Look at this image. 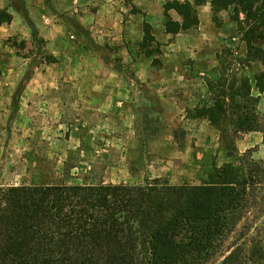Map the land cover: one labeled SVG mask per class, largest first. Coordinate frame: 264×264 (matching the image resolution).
Masks as SVG:
<instances>
[{
	"label": "trees",
	"instance_id": "1",
	"mask_svg": "<svg viewBox=\"0 0 264 264\" xmlns=\"http://www.w3.org/2000/svg\"><path fill=\"white\" fill-rule=\"evenodd\" d=\"M206 2L168 3L166 16L175 10L183 22L169 18L166 32L199 27L197 7ZM211 4L215 20L221 11L242 9L245 20L237 10L233 20L238 33L245 32L246 60L264 63V49L254 44L264 39V0ZM10 20L0 12V23ZM147 42H156L148 25ZM223 53L219 63L224 67L225 56L234 57L228 65L236 76L208 83L211 98L189 112L218 130L233 162L214 167L200 185L154 179L0 186V264H264V162L252 150L240 154L236 145L243 134L264 139V114L251 79L237 76L240 59L230 49ZM254 80L263 93L264 71Z\"/></svg>",
	"mask_w": 264,
	"mask_h": 264
},
{
	"label": "crops",
	"instance_id": "2",
	"mask_svg": "<svg viewBox=\"0 0 264 264\" xmlns=\"http://www.w3.org/2000/svg\"><path fill=\"white\" fill-rule=\"evenodd\" d=\"M173 2L195 4V0H0V12L11 18L9 22L0 23V75L5 83L15 85L25 73L24 66L33 62L36 64L34 78H65L87 87L67 91L29 87L24 95L48 96L46 102L53 108L58 106L56 97L64 92H68L70 97L81 94L89 104L110 105L120 111L123 125H128L135 118L137 97L125 84L115 65L105 63L102 56L89 47L84 32L90 30L96 45L106 51L116 49L120 62L134 72L138 82L145 84L148 95L144 94V97L152 108L172 113L176 105L183 108V102L170 88L159 87L153 58L139 52V45L145 38L144 26H150L156 42L162 45L165 66L183 62L185 57L188 63L192 60L191 64L203 75L218 69V54L224 43L236 40L238 29L237 23L230 20L226 11L220 14L222 24L215 26L212 0H207L197 7L199 27L178 35L168 34L166 23L169 18L183 22L175 10H170L169 17L166 16L165 6ZM179 53L182 58L177 57ZM247 69L253 85L252 94L260 98L258 109L264 113V92L256 88L254 80L257 74L264 71V63H253ZM161 78L164 83L172 77L163 74ZM197 89L190 104H184L185 112L193 111L206 102V87ZM155 100L159 103L156 104ZM184 119L188 125L194 126L185 135L186 152L180 151L174 130L169 125L149 141L154 157L168 164L166 170H170L168 166L177 169L185 164L186 168H182L185 176L205 180L214 167L233 162L218 141L216 146L211 140L209 147L200 148L202 138L197 127L205 125L211 128L207 120ZM252 137L259 139V144L264 146L262 134H243V138L237 140L240 153L252 147ZM207 139L205 137L203 143Z\"/></svg>",
	"mask_w": 264,
	"mask_h": 264
},
{
	"label": "rangeland",
	"instance_id": "3",
	"mask_svg": "<svg viewBox=\"0 0 264 264\" xmlns=\"http://www.w3.org/2000/svg\"><path fill=\"white\" fill-rule=\"evenodd\" d=\"M236 10L240 12V20H245L242 9L236 7L225 10L230 20L235 22L233 18ZM221 12L217 14L216 20L213 17L217 27L222 24ZM247 29L246 27L245 30ZM91 33L90 30L84 32L89 47L101 55L105 63L112 62L115 65L125 84L137 97L135 118L130 124L123 125V114L120 111L110 105L106 107L89 104L85 101L86 97L81 94L70 97L68 92H64L56 97L58 106L53 108H50L46 102L48 96L24 95L25 89L29 87L66 91L87 87L86 84L70 82L65 78L61 80L53 77L48 79L46 76L34 78L36 64L33 62L24 66L25 73L15 85L5 83L0 75V186L63 182L82 185L85 182L103 181L108 184L144 185L154 179H168L170 184L181 186L185 183L200 185L206 181L213 169L208 172L205 180L185 176L182 173V168H186L185 164L184 167L178 166L177 169L168 166L170 170H166L168 164L154 157L150 152L149 141L159 130L169 125L174 130L173 134L180 151L186 152L185 135L194 126L188 125L184 119L193 118L191 112L184 111V104H190L197 88L201 86L206 87L208 100L211 98L208 83L215 85L221 77H225L230 82L236 76L234 66L228 65L232 63L234 57L225 56L224 67L219 63L214 73L203 75L191 64L192 60L188 63L185 57L183 62H174L165 66L162 45L158 42L144 43L143 40L139 45V52L146 56L153 53L159 87L164 85L165 88H170L172 93L183 102V108H178L176 105L172 113H165L160 112V108L155 111L151 103L147 102L144 97V94L148 95L145 84L138 82L134 72L120 62L116 49L109 51L102 49L95 44ZM244 34L245 32L238 33L237 29L236 40L224 43L220 51L225 53L230 49L234 51L235 57L240 59L243 70L238 73V77H248L247 68L251 67L246 60L247 44L243 40ZM254 44L264 49V39L255 41ZM177 57L182 58V55L179 53ZM155 59L157 61L154 63ZM233 64L238 67V63L233 62ZM163 74L171 75L172 78L163 83L161 78ZM168 81L170 84L167 83ZM70 99L71 105L68 106ZM155 102L158 104L159 100ZM197 128L202 138L200 148L209 147L212 140V145L214 141L216 146L218 141L220 148L225 150L216 128L205 125H199ZM205 137L208 139L203 143ZM239 138H243V135ZM251 145L249 150L253 151L254 159L264 162V146L259 144V139L252 137ZM225 152L227 153L226 150Z\"/></svg>",
	"mask_w": 264,
	"mask_h": 264
}]
</instances>
